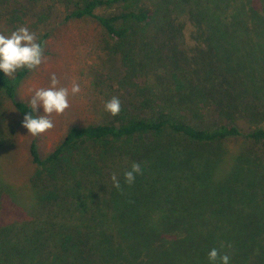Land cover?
Returning <instances> with one entry per match:
<instances>
[{"label": "trees", "instance_id": "16d2710c", "mask_svg": "<svg viewBox=\"0 0 264 264\" xmlns=\"http://www.w3.org/2000/svg\"><path fill=\"white\" fill-rule=\"evenodd\" d=\"M63 2L65 21L91 19L115 40L128 90L118 115L69 128L46 155L29 144L38 215L14 239L0 229V264H220L213 248L229 264H264V185L252 183L264 173L239 192L232 175L213 181L223 155L206 150L245 138L264 153V112L237 102L247 80L264 79V0ZM28 71L0 72V105L22 118L33 111L17 99ZM241 113L256 123L246 132Z\"/></svg>", "mask_w": 264, "mask_h": 264}, {"label": "rangeland", "instance_id": "374dc122", "mask_svg": "<svg viewBox=\"0 0 264 264\" xmlns=\"http://www.w3.org/2000/svg\"><path fill=\"white\" fill-rule=\"evenodd\" d=\"M63 1L0 0V33L8 35L19 26H27L36 33L38 42L43 41L44 44V61L38 68L27 72L18 88L17 99L31 107V96L36 89L49 86L53 73L60 86L70 89L75 80L81 87L80 93L70 94V107L64 113H53L50 116L54 127L38 136L28 134L27 129L22 126L23 118L8 101L1 102L0 229L13 231L12 239L18 232H24L23 229L34 228V216L36 218L38 215L36 195L28 183L34 170L28 156L29 144L35 142L40 155H46L60 142L69 128L100 123L106 113L105 103L112 97H124L128 90L118 89L123 67L115 40L91 19L65 21ZM110 12L113 9H97L98 14ZM148 51H152L151 44ZM15 73L9 77H13ZM246 83L247 90L240 94L237 102L241 106H255L256 110L264 112V79L255 77L251 83L248 80ZM43 114L42 106L38 105L34 116ZM242 115L239 126L246 132L256 123L248 119L247 114ZM206 150L223 155L212 170L213 181H227V177L232 175L235 178L228 179L230 184L236 180L242 181L238 186L239 192L245 191L243 184L252 182L248 181L252 175L260 176L264 173V153L245 138L228 140L209 146ZM126 162V159L120 161L119 167H127ZM234 169L242 176H234ZM177 175L182 176L181 173ZM263 180L252 183L263 186ZM239 205L230 204L235 208L244 207ZM246 205L253 206L251 202ZM72 222L78 223L77 218L67 216L65 223L71 225ZM4 250L6 247L1 246L0 253ZM28 261L30 260L25 259L26 263Z\"/></svg>", "mask_w": 264, "mask_h": 264}, {"label": "clouds", "instance_id": "9594fccd", "mask_svg": "<svg viewBox=\"0 0 264 264\" xmlns=\"http://www.w3.org/2000/svg\"><path fill=\"white\" fill-rule=\"evenodd\" d=\"M43 61V47L38 42L36 33L30 31L27 26H19L8 35L0 33V72H3L5 76H12L19 69H36ZM80 92L81 87L75 80L69 89L60 86L56 74H51L49 86L36 89L31 96L29 103L33 111L23 116L22 126L32 136L49 131L54 127L50 116L53 113L57 115L64 113L70 107V94L76 95ZM38 105L42 106L44 114L34 116L32 113L36 111ZM104 108L112 116H116L121 111V102L119 98L112 97L105 103ZM140 172L141 165L132 163L131 169L124 173L125 181L132 184L135 176ZM111 180L113 187L119 189L120 181L116 174L111 176ZM208 259L213 262L219 259L220 264H229L230 256L228 254L221 255L217 249L213 248L208 253Z\"/></svg>", "mask_w": 264, "mask_h": 264}]
</instances>
